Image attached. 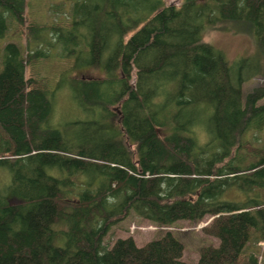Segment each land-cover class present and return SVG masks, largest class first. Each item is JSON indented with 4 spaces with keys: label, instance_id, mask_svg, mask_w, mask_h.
I'll use <instances>...</instances> for the list:
<instances>
[{
    "label": "trees",
    "instance_id": "1",
    "mask_svg": "<svg viewBox=\"0 0 264 264\" xmlns=\"http://www.w3.org/2000/svg\"><path fill=\"white\" fill-rule=\"evenodd\" d=\"M87 2L73 0L70 26L48 27L55 40L30 23L34 50L5 46L0 171L10 177L0 187V264H187L170 230L141 246L128 236L103 247L131 213L158 227L212 216L203 232L219 244L202 246L197 264L236 262L252 234L264 239V146L247 138L264 127V82L242 87L264 76V0ZM26 4L0 0V38L8 16L24 24ZM218 27L251 35L255 53L230 62L203 40ZM44 43L76 61L85 52L104 71L74 81L91 111L86 137L50 124L51 91L24 76L47 55Z\"/></svg>",
    "mask_w": 264,
    "mask_h": 264
},
{
    "label": "rangeland",
    "instance_id": "2",
    "mask_svg": "<svg viewBox=\"0 0 264 264\" xmlns=\"http://www.w3.org/2000/svg\"><path fill=\"white\" fill-rule=\"evenodd\" d=\"M87 3H97L99 0H87ZM182 0H165L168 4L179 5ZM73 0H27L24 24H20L7 17L8 26L3 37L0 38V72L4 66L6 55L5 46L14 43L19 48L21 55H27L36 48L37 42L25 32L30 23H37L46 26L43 34L47 41L55 40L48 27L61 25L70 26L73 19ZM203 40L211 43L222 50L230 62L243 56L253 55L256 47L251 35L236 32L233 29L221 27L207 31ZM54 48L41 45L44 50L48 49L46 56L28 63L25 67V78H38L43 80L51 91L53 112L50 124L59 127L66 136L86 137L91 130H85L84 125L89 119L91 111L81 106L77 99L79 86L74 81L78 78L103 77L104 71L91 64H86V53L79 54L77 61L75 57H66L63 54V46ZM135 77L131 79L134 85ZM264 82V76L254 75L243 83V92L247 93L258 84ZM264 102V98L258 104ZM113 108L116 105L112 106ZM116 119V118H115ZM201 119H204L202 117ZM194 132L201 143L207 137L201 126L194 127ZM252 146H264V127L262 130L250 132L247 135ZM9 173L0 171V187L9 181ZM212 216H205L200 222L195 223L186 220L176 221L168 227H158L155 224L130 214L122 220L113 223L102 238V246L109 248L117 238L132 236L137 246H141L160 236L164 230H170L173 235L183 243L181 259L187 264H197L199 250L202 246H217L219 240L203 232V227L212 220ZM62 242H60L61 244ZM226 264H264V239L251 235L249 241L242 249L236 262Z\"/></svg>",
    "mask_w": 264,
    "mask_h": 264
}]
</instances>
